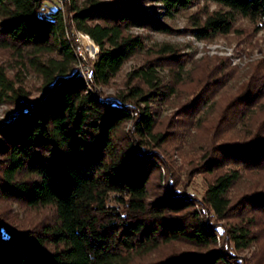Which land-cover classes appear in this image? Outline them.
<instances>
[{"label":"trees","instance_id":"16d2710c","mask_svg":"<svg viewBox=\"0 0 264 264\" xmlns=\"http://www.w3.org/2000/svg\"><path fill=\"white\" fill-rule=\"evenodd\" d=\"M44 1L0 0V47L26 46L36 53L56 51L58 56L37 63L45 83L42 97L33 104L21 101V94L0 70L1 91L21 101L2 128L6 157L0 190L29 207L52 206L55 218L34 239L0 218V264H128L134 256L171 241L205 247L221 238L220 249L181 254L158 264H243L225 244L242 249L253 241V228L264 225V192L244 194L231 203L228 192L241 178V169L218 174L199 206L219 219L238 217L222 230L204 221L201 210L194 207L198 202L177 193L172 185L148 201V184L160 168L161 157L148 149L147 140L161 143L163 135L153 133L155 117L147 105L139 106L147 103V94L129 87L101 101L72 72L75 30L89 34L99 46L90 61L89 83L95 86L107 84L130 56L144 48L139 35L126 34L130 27L167 32V26L141 9L139 0L101 5L92 1L88 7L68 6L63 0L47 11ZM159 1L170 16L195 0ZM207 1L227 11L208 14L195 30L199 38L230 32L236 14L264 19V0ZM128 78H140L156 88L157 76L150 64L132 70ZM127 122H131L128 132L121 133ZM216 153L221 155L218 163L260 168L264 137L222 146ZM212 169L211 163L206 171ZM47 244L52 249H46Z\"/></svg>","mask_w":264,"mask_h":264},{"label":"rangeland","instance_id":"374dc122","mask_svg":"<svg viewBox=\"0 0 264 264\" xmlns=\"http://www.w3.org/2000/svg\"><path fill=\"white\" fill-rule=\"evenodd\" d=\"M67 1L68 6L88 7L93 2L101 5L115 0ZM58 3L47 0L43 8L47 11ZM139 6L148 14L154 13L167 26V32L151 26L130 27L126 34L139 35L144 48L130 56L107 84H90L91 89L101 101L117 97L129 87L147 94V103L140 102L139 106L147 105L155 117L153 133L163 135L161 143L152 138L147 140L148 149L161 157L160 168L148 184L147 200L157 197L167 184L172 185L177 193L198 202H194V207L201 210L204 221L222 230L237 222L238 217L219 219L208 208L202 211L199 206L207 186L218 174L241 169V178L228 192L231 203L244 194L264 192V166L242 169L232 162L218 163L221 155L216 153L222 146L245 145L264 137V19L252 20L236 14L230 32L199 38L195 30L205 17L215 11H227L225 7L195 0L168 16L159 0H139ZM57 57L56 51L36 53L31 47L2 46L0 70L23 97L19 101L33 104L42 97L45 83L37 63ZM148 64L155 70L156 88L140 78H128L129 72ZM13 96L10 92L4 95L0 88V174L6 157L2 128L21 102ZM130 125L131 122L125 123L121 133L128 132ZM211 163L213 169L208 172L206 168ZM0 218L12 229L34 239L44 224L54 221L55 210L52 206L29 207L0 190ZM252 231L254 239L246 248L236 249L232 244L225 247L243 264H264V225ZM222 241L221 238L205 247L171 241L134 256L128 264H158L181 254L206 253L209 249H220ZM45 248L50 250L52 245Z\"/></svg>","mask_w":264,"mask_h":264},{"label":"built area","instance_id":"2783aa9c","mask_svg":"<svg viewBox=\"0 0 264 264\" xmlns=\"http://www.w3.org/2000/svg\"><path fill=\"white\" fill-rule=\"evenodd\" d=\"M58 2L61 5L63 4V0H58ZM72 50L75 56V63L72 72L78 73V75L85 80L88 90L93 92L89 83V76L91 72L90 61L95 59L99 52V46L94 42L89 34L75 30Z\"/></svg>","mask_w":264,"mask_h":264},{"label":"bare ground","instance_id":"6f19581e","mask_svg":"<svg viewBox=\"0 0 264 264\" xmlns=\"http://www.w3.org/2000/svg\"><path fill=\"white\" fill-rule=\"evenodd\" d=\"M88 45V44H87Z\"/></svg>","mask_w":264,"mask_h":264},{"label":"water","instance_id":"95a60500","mask_svg":"<svg viewBox=\"0 0 264 264\" xmlns=\"http://www.w3.org/2000/svg\"><path fill=\"white\" fill-rule=\"evenodd\" d=\"M37 103V102H36Z\"/></svg>","mask_w":264,"mask_h":264}]
</instances>
